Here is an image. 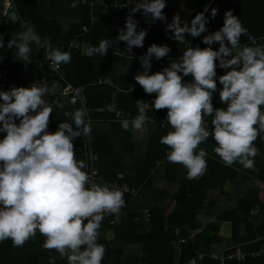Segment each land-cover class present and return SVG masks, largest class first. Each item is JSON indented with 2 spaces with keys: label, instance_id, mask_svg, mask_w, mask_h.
<instances>
[{
  "label": "clouds",
  "instance_id": "obj_1",
  "mask_svg": "<svg viewBox=\"0 0 264 264\" xmlns=\"http://www.w3.org/2000/svg\"><path fill=\"white\" fill-rule=\"evenodd\" d=\"M128 4L132 5L129 14L114 37L115 42H125L127 54L133 46L141 47L147 34L145 29L137 30L132 14L139 11L151 21L167 19L162 11L166 0H128ZM216 13L215 7L209 11L206 6L189 21L178 13L172 15L165 31L183 45V51L160 71L150 73L151 61L167 57L168 45L152 43L137 57L143 71L134 80L145 93H155L151 108L167 109L163 122L170 130L159 139L168 147L166 159L181 164L189 180L206 169L207 152L197 146L210 134L215 141L213 152L226 166L235 162L243 169H254L258 149L253 141L264 133V47L240 43L242 34L253 45L255 38L230 9L223 13L219 29L209 32L206 25ZM185 34L200 37L208 46H190ZM214 42H218L215 50ZM111 44L101 39L96 46H87L83 55L103 57ZM33 45L44 49L52 70L71 60L69 51L53 47L48 37L41 39L30 27L6 43L0 36V48L14 49L25 63L32 62ZM216 67L227 70L217 76ZM189 74L191 81H183ZM50 91L47 80L0 90V133H4L0 138V241L10 239L14 247L22 246L39 232L45 237L42 247L55 249L67 264H101L105 248L97 242L98 229L106 216L119 215L125 204L123 192L93 181L84 171V161L75 159L72 141L80 136L91 139L84 108L66 112L69 118L58 123L54 132L48 131L53 109L45 95ZM213 92H218L224 107H213ZM53 104L63 108L60 101ZM135 104L138 114L120 121L124 130H142L149 121V104L140 100ZM207 116H211V133L203 119ZM48 264H55L54 259Z\"/></svg>",
  "mask_w": 264,
  "mask_h": 264
},
{
  "label": "trees",
  "instance_id": "obj_2",
  "mask_svg": "<svg viewBox=\"0 0 264 264\" xmlns=\"http://www.w3.org/2000/svg\"><path fill=\"white\" fill-rule=\"evenodd\" d=\"M12 1L22 20L29 22L41 39L48 37L51 45L61 51H69L67 45L73 38H76L82 47L96 46L101 39L112 41L111 47L103 57H87L69 51L70 62L59 67L65 73L64 80L53 76L48 67L39 63L41 51L44 52L42 47L35 48L33 45L30 63L19 61L14 49L6 54L2 51L4 48H0V90H8L12 86L28 87L33 82L47 80L51 91L45 95V100L53 109L49 115L50 132L56 130L58 123L69 118L65 116L66 112L71 113L81 107L89 109L87 118L91 123V139L80 136L72 141L75 159L85 163V149L90 147L95 168L103 178L102 184L112 186L116 183L118 186L127 185L139 189L135 197L123 192L125 204L121 208L119 224L104 220L101 222L98 232H114V238L111 240L98 235L97 242L105 248L101 264H130L140 254L145 264H189L190 260L196 258L197 252L203 253L207 250L219 255L224 249L225 252H230L239 246L243 251L253 253L264 245V203L260 202L255 192L247 191L244 186L254 178L264 182V164H255L254 169L237 170L216 158L206 156L203 175L189 180L185 178L186 169L181 164H174L165 159L164 166L156 171L162 169L163 176L154 177L151 176L150 169L168 150L159 139L170 130L169 127L162 128L160 122H154L138 131L140 136L137 140V130H124L120 126L122 119H131L138 114L135 104L137 100L149 104V108H146L148 117L157 115L160 120L165 119L167 109L157 110L150 107L155 93L146 96L134 76H129L120 67L140 64L137 57L152 43L165 44L170 48L167 57L158 59L155 64L151 63L155 72L157 68L168 64L173 57H179L183 45H178L171 38V33L165 31V24L171 21L173 14L178 13L182 20L189 21L206 6L209 11L215 7L216 16L210 18L206 25L210 32L219 29L223 23V13L230 9L232 14L240 19L242 26L247 28L248 33L256 39L264 37V0H166V6L162 10L167 18L164 22L151 21V17H144L137 11L132 14L138 21L137 30L145 29L147 34L143 45L133 46L129 54L125 53V42H115L114 37L117 35V29L123 26L131 6L121 10L112 7L104 9V4L109 5L114 0H86L85 4L76 0L74 7L71 6L73 0ZM117 1L120 4L125 2ZM81 27H86L87 31L81 32ZM18 28L17 24H9L0 30V36L5 43L15 36ZM205 34L207 33H201V36ZM185 39L193 47L208 46L202 43L200 37L193 38L185 34ZM240 43L253 46L248 36L243 34ZM211 47L213 50L218 48V42H214ZM215 70L219 76L227 69L216 67ZM98 78H109L114 86L94 84ZM182 79L191 81L192 77L183 76ZM66 84L82 89L84 106L79 102L71 106L64 104L62 89ZM53 101H60L63 108L57 107ZM212 104L214 108L225 106L220 102L218 92H213ZM154 112L156 114H153ZM203 119L205 124L208 123L206 127L211 133V116ZM72 126L75 128V125ZM3 135L4 133H0V138ZM262 136L264 133L259 134L253 141L257 152L260 153H264ZM203 142L215 145L211 134ZM226 182L234 189L238 205L235 209L220 214L217 219H232L231 236L222 238L214 234L209 238L195 234L192 242H179L181 236L175 234L176 228L184 227L187 229L184 230L186 234L189 233L200 225L197 216L210 205L230 200V195L223 189ZM135 202L140 203L134 207ZM171 205L176 207L169 211ZM146 210L149 211L153 223V228L149 230H146L149 223L145 220ZM255 210H259L258 214L251 215ZM213 227L208 226L216 232ZM38 235L42 234L37 232L36 236ZM35 238L32 237L28 241ZM43 238L45 239L44 236L38 238V246H42ZM130 247L135 252H130ZM15 248L10 239L0 241V264L5 263L1 262V259L6 255L8 257ZM53 251L56 256L59 255L55 249ZM228 263L236 264L234 261ZM196 264L219 263L206 256ZM240 264H264V256L247 257Z\"/></svg>",
  "mask_w": 264,
  "mask_h": 264
},
{
  "label": "crops",
  "instance_id": "obj_3",
  "mask_svg": "<svg viewBox=\"0 0 264 264\" xmlns=\"http://www.w3.org/2000/svg\"><path fill=\"white\" fill-rule=\"evenodd\" d=\"M87 46L84 45L82 48V52L80 55H83V50ZM10 48L4 47L2 50L4 53L9 54ZM77 54V53H74ZM125 73H127L129 76H135L136 74L140 73L143 71L141 68L140 64L135 65L133 67L131 66H126V67H120ZM155 72L154 66L151 65L150 73ZM141 89L142 87L139 86ZM133 92V90H132ZM143 93V91H142ZM144 94H147L144 92ZM63 102L65 104V98H63ZM114 102V100H113ZM113 104V103H112ZM151 107V106H150ZM154 109V108H152ZM153 114H156L155 112ZM140 136V133L137 131L135 137H137V140ZM215 145L208 144L201 142L197 148H204L207 152V156L216 158L220 160V158L213 152V148ZM254 164H264V153L257 152L256 156L253 158ZM221 161V160H220ZM233 168L237 170H242L243 168L238 164V163H233L232 165ZM163 176V170H159L156 172L154 177H162ZM245 188L247 191H253L257 194L259 200L261 203H264V182H261L257 179H252L248 182L245 183ZM225 193L230 195V200L223 202V203H217L214 205H210L203 213L199 214L197 216L198 221L200 222V225L191 230L189 233L186 234L184 230H187L186 228H179V235L181 236L179 239V242L182 240L184 242H192L193 241V236L195 234H202L203 236L211 238L214 234L216 236H220L222 238H229L231 236V231H232V219L229 218L227 221H220L218 220V216L224 212H229L233 209H235L238 205L237 199L235 197L234 189L230 185L229 182H226V184L223 187ZM208 193H206L205 196H207ZM140 202H135L134 207L138 206ZM176 206L171 205L169 207V211H172ZM256 212L252 213L251 215H256L258 214L259 210H255ZM208 226H214L213 228L215 229L216 232H213ZM100 237H103L104 239L111 240L114 238V232L107 231V232H98ZM36 237L33 240L30 241H25L22 246H16L14 250L11 251V253L6 255V257H3L1 259V262H5L4 264H48L50 259H54L55 264H67L66 257L61 258L59 255L56 256L57 254L54 253L53 249H45L42 246H38V238H42V235L34 236ZM44 239V238H43ZM40 239V240H43ZM36 242V244H35ZM226 249L222 250V252H225ZM130 252H133V248L130 247L129 249ZM135 252V251H134ZM204 254H207V250L203 252ZM142 254L139 255V257L135 258L133 261L130 262V264H145L141 260ZM229 264V263H228Z\"/></svg>",
  "mask_w": 264,
  "mask_h": 264
},
{
  "label": "built area",
  "instance_id": "obj_4",
  "mask_svg": "<svg viewBox=\"0 0 264 264\" xmlns=\"http://www.w3.org/2000/svg\"><path fill=\"white\" fill-rule=\"evenodd\" d=\"M81 2L83 4H85L86 0H81ZM130 6H132V5L128 4V0H125L124 4H120L117 0H114L109 5L104 4V9H106L107 7H112V8L121 10L124 7L128 8ZM11 13H15V15H16V17L14 19H12L10 17ZM91 21H93V19H91ZM9 24H17L19 26L18 31H23L26 27H30L34 30V28L32 27V25L29 22L22 20V18L19 16V13H18V11H17L12 0H0V30L3 29L4 27L8 26ZM80 31L86 32L87 28L81 27ZM256 45L263 46L264 45V37L256 38L255 39V45H253V46H256ZM67 48L70 52L77 53V54H80L82 52V49H83L81 44L77 41L76 38H73L68 42ZM176 58L177 57H173L172 59H176ZM157 61H158L157 59H153L151 61V63L155 64ZM39 63L42 66L48 67L53 76H56V77L64 80L65 73L60 68H58L56 70H52L49 67V62L47 60H45V58H44V52L43 51H41V57H40ZM164 66H167V64L163 65V67ZM161 69H162V67L157 68L156 71H160ZM189 76H190V74L187 75V77H189ZM94 84H96V85H109L112 87L114 86L113 82L109 78H98V80L95 81ZM62 97L65 98V101H66L65 105L71 106V105H74L76 102H79L84 106L81 88H73L70 84H66L62 89ZM85 110H86V112H89V109L85 108ZM97 111H101V109H97ZM163 121L164 120H160L157 115H154L151 118L149 117V121H147L145 123L144 127L151 125L154 122H160V126L162 128H165L168 125L166 122H163ZM205 126H208V123H206ZM166 152H165L164 157L162 159L156 161L155 166L152 169H150L151 175L153 174V176H154L156 171L159 168L164 166L165 159H166ZM84 157H85V165H86L84 171L89 173L90 178L93 181L102 184L103 178H102V175L95 168L94 157L92 155L90 147H86ZM112 186L118 187L122 192L129 194L133 197L137 196L138 192H139V189L134 188V187L131 188L127 185L118 186L116 183H114ZM144 213H145L146 222H149L148 225L146 226V230L152 229L153 223H151V215H150L149 211H147V210ZM135 221H137V219H135ZM166 229L167 228L165 227V230ZM175 234L176 235L179 234V228L175 229ZM183 242L184 241L182 240L181 243H183ZM206 256L210 259L218 261L219 264H228V262H230V261H234L236 264H240L247 257L259 258L261 256H264V245L261 246L257 251H255L253 253H248L246 251H243L241 249V247H239V246L234 247L230 252H222L219 255H217L214 252H208L207 254L197 252L196 258H193L192 260H190L189 264H196L197 261L202 260Z\"/></svg>",
  "mask_w": 264,
  "mask_h": 264
},
{
  "label": "water",
  "instance_id": "obj_5",
  "mask_svg": "<svg viewBox=\"0 0 264 264\" xmlns=\"http://www.w3.org/2000/svg\"><path fill=\"white\" fill-rule=\"evenodd\" d=\"M10 17H11L12 19H14V18L16 17L15 13H11V14H10ZM254 212H256V211H252L251 214L254 213ZM120 216H121V210H120V213H119L118 216L108 215V216H106V217L104 218V221H105V222L114 223V224L117 225V224H119V222H120Z\"/></svg>",
  "mask_w": 264,
  "mask_h": 264
},
{
  "label": "rangeland",
  "instance_id": "obj_6",
  "mask_svg": "<svg viewBox=\"0 0 264 264\" xmlns=\"http://www.w3.org/2000/svg\"><path fill=\"white\" fill-rule=\"evenodd\" d=\"M155 174H156V173H155ZM155 174H154V175H155ZM151 176H153V174H152Z\"/></svg>",
  "mask_w": 264,
  "mask_h": 264
}]
</instances>
